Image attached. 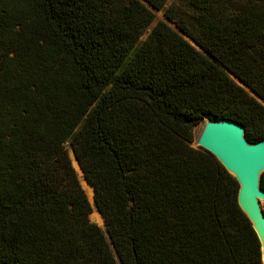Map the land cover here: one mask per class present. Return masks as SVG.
Segmentation results:
<instances>
[{
	"label": "trees",
	"instance_id": "1",
	"mask_svg": "<svg viewBox=\"0 0 264 264\" xmlns=\"http://www.w3.org/2000/svg\"><path fill=\"white\" fill-rule=\"evenodd\" d=\"M166 2L0 0V264H263L194 127L264 139V0Z\"/></svg>",
	"mask_w": 264,
	"mask_h": 264
},
{
	"label": "water",
	"instance_id": "2",
	"mask_svg": "<svg viewBox=\"0 0 264 264\" xmlns=\"http://www.w3.org/2000/svg\"><path fill=\"white\" fill-rule=\"evenodd\" d=\"M196 146L211 152L239 184L238 204L252 223L260 244L264 264V139L252 143L244 125L231 120L204 118ZM74 157L81 169L80 163ZM95 202V199H94Z\"/></svg>",
	"mask_w": 264,
	"mask_h": 264
},
{
	"label": "rangeland",
	"instance_id": "3",
	"mask_svg": "<svg viewBox=\"0 0 264 264\" xmlns=\"http://www.w3.org/2000/svg\"><path fill=\"white\" fill-rule=\"evenodd\" d=\"M170 6H174V10L178 11V16L177 18L181 15L180 13H182V11L184 10H189V6L187 3V0H167L165 6L163 9L161 10H154L155 12V19L154 21L150 24L149 28L147 29L146 33L144 34V36L141 38L140 42L146 38V36L151 32V30L159 23V22H166L168 25H170L171 27L177 29L176 26V22L170 20L167 16H166V9L169 8ZM247 90L252 94L255 95L250 89L247 88ZM204 121L202 120L200 123H198L197 125H195L194 127V134H195V143H196V139L197 137V132L196 129L198 128V126H200ZM194 143V145H196ZM67 148H68V152H69V156L71 158L72 164L78 174V178L80 180L81 186L84 189L87 198L92 206V213L90 214V219L91 221L97 223L100 227H102L103 229H105V219L103 217V215L98 211L96 204L94 202V189L93 187L88 183V181L86 180L85 176H84V172L82 170V168L79 170V168H77L76 166V160L74 157V151L72 150L71 146L69 143L66 144ZM78 164V163H77ZM90 187V189H89ZM90 191V192H89ZM99 213L102 216V220L98 219L96 217V214ZM97 218V219H96Z\"/></svg>",
	"mask_w": 264,
	"mask_h": 264
},
{
	"label": "bare ground",
	"instance_id": "4",
	"mask_svg": "<svg viewBox=\"0 0 264 264\" xmlns=\"http://www.w3.org/2000/svg\"><path fill=\"white\" fill-rule=\"evenodd\" d=\"M203 127H204V122H203L200 126H198V128L196 129L197 137L200 136ZM76 166H77V168H79V166H78L77 163H76ZM79 170H80V168H79ZM89 189H90V187H89ZM89 192H90V191H89ZM96 217H97L98 219L102 220V216H101L99 213L96 214ZM97 218H96V219H97Z\"/></svg>",
	"mask_w": 264,
	"mask_h": 264
}]
</instances>
